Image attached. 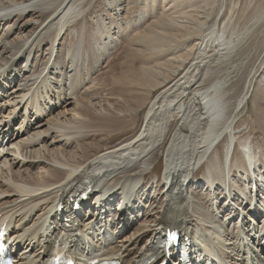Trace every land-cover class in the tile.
I'll return each mask as SVG.
<instances>
[{
  "label": "bare ground",
  "instance_id": "bare-ground-1",
  "mask_svg": "<svg viewBox=\"0 0 264 264\" xmlns=\"http://www.w3.org/2000/svg\"><path fill=\"white\" fill-rule=\"evenodd\" d=\"M224 3L0 0V225L20 250L17 264L45 261L61 206L90 185L84 197L94 199L77 213L87 239L69 243L78 263L153 264L164 233L178 229L192 235V250L208 245L224 264H264V149L238 127L250 101L264 122V67L239 97L228 88L264 7L240 29L220 24ZM129 29L139 48L124 85L113 77L115 90L103 92L102 60L129 42ZM98 140H109L99 153ZM160 155L163 182L153 177L145 189ZM200 188L206 203L194 195ZM250 196L255 209L245 206ZM105 198L126 210L110 214ZM206 235L210 243L200 244Z\"/></svg>",
  "mask_w": 264,
  "mask_h": 264
},
{
  "label": "rangeland",
  "instance_id": "rangeland-1",
  "mask_svg": "<svg viewBox=\"0 0 264 264\" xmlns=\"http://www.w3.org/2000/svg\"><path fill=\"white\" fill-rule=\"evenodd\" d=\"M124 1H126V0H124ZM224 1H225V3H224L225 14H223V16L220 20V24L223 23V25H224V23H225L226 26H228V24H230L229 26H231V27L234 25H237V27L240 29H242L243 26L245 27L248 23H250L251 19L254 18L256 16V14L260 10H262V8L264 7V0H228V1L224 0ZM123 19H126V18L123 17ZM127 19L128 20L130 19L129 16H127ZM156 20H158V19H156ZM261 26H263V27H258V29L255 32V35L249 41L250 43L247 45V46L250 45L249 48L251 47V51L249 50V48H246L247 46L245 45V49H246L245 52L237 57L238 64L243 65L244 67H241V70L238 71V75H237L238 77L235 78L232 81V84L228 87L231 91L233 90L231 93L232 96L239 97L240 95H242V93H243L242 91L244 90L245 85H247L246 83L248 82V79H249L248 77H250V75H252L251 77H253L252 78V80L254 81L253 83H255L258 80V77H259V74H260L262 67H264V64H263L264 63V23H262ZM129 31H130V29L125 32V36H129L132 33V31H134V30H131L130 32ZM127 33H129V34H127ZM136 35H137L136 33H132L131 34L132 37L129 39V42H128L129 44L124 43V44L119 45L117 48H115L113 51H111L110 57L106 56L105 59L103 58L102 70L97 73V77H96L97 79L102 77L100 79L102 81H100V82L103 83V86H104V88H101V90H103V92H105L106 89H107L106 92H108V93L110 92V89L115 90L114 89L115 86H113V83H114L113 77H116V78L118 77L115 80L116 86L124 85L122 74L125 73L126 68L132 64L133 58L135 57V51L137 48H139V46L138 47L133 46V45H135L134 37ZM132 41H133V43H132ZM132 47H134V48H132ZM131 51H133V52H131ZM252 53L254 54V56H252L253 55ZM143 59H145V58L143 57ZM128 61H129V64H128ZM130 61H131V64H130ZM140 63H141V61L139 60V63L135 64L136 65L135 68L138 69L139 67H141ZM107 64H108V66H106ZM254 77L255 78L257 77V78L255 79ZM128 86L129 85H125L124 87H128ZM116 93H118V94L119 93L120 94L125 93V89L120 87V89H118L116 91ZM253 96H258V94L253 95ZM31 109H36V108H31ZM262 115H263L262 117H264L263 112H262ZM240 121L241 122L238 125V127L240 129H242L243 132L240 133L239 136H241L242 138H245L246 136L250 135L251 138L253 137V139H256L258 141L259 147H261V149H264V122L260 123L259 119L257 118L256 105L253 103V101L252 102L250 101L248 107L246 108V111L244 109V114L242 113V117L240 118ZM141 124H142V119L139 120V123L136 126V128L138 127L137 129L136 128L135 129L134 128H132V129L128 128L125 132L127 134V136L131 137L134 134V130L139 131V129H140L139 127L141 126ZM245 129H247V130H245ZM110 138H112V137H110ZM107 141L109 142V140H106L104 142L98 140V142L95 141L94 143H92V144H94L93 147H94V149H96V152L99 153V152L103 151V149L105 150L107 148V146H106V144L108 143ZM103 143H105V144H103ZM97 147H99V148H97ZM237 148H236L237 150H235V156H236V158H238V157L240 158V148H239V146ZM221 150H222V148H219V151H221ZM158 161L159 162L155 165L157 167V171L155 174H152V176H148V178L146 180V184H144L145 189L150 190V187H151L150 183H151V179L153 178V176L155 178L161 177L163 164H164L163 159H162V155L159 156ZM221 163H224L223 159L221 160ZM201 176H202V172H200L198 174L199 178ZM41 177H42V175H41ZM234 177L236 178V176H234ZM162 182L163 181L161 180V182H159V183L161 184ZM148 192L149 191H147V193ZM197 192H196L197 195L194 194L195 196H198L197 198H200L204 203L209 201V199L208 200L205 199V197H206L205 193L206 192L204 189L197 190ZM201 194H202V196H201ZM205 206H206V204H205ZM143 207H146V206L143 204ZM133 222L135 223L134 226H137L138 222L136 220H133ZM132 231H133V229H132ZM142 245L143 244H141L140 247H142ZM262 256H264V254H262ZM262 256L260 255V257H262Z\"/></svg>",
  "mask_w": 264,
  "mask_h": 264
},
{
  "label": "snow or ice",
  "instance_id": "snow-or-ice-1",
  "mask_svg": "<svg viewBox=\"0 0 264 264\" xmlns=\"http://www.w3.org/2000/svg\"><path fill=\"white\" fill-rule=\"evenodd\" d=\"M174 238V237H173Z\"/></svg>",
  "mask_w": 264,
  "mask_h": 264
}]
</instances>
